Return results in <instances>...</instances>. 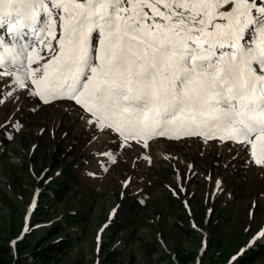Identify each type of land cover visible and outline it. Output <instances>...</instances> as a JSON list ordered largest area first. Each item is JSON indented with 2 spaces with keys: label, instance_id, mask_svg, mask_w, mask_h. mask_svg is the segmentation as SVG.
<instances>
[{
  "label": "snow or ice",
  "instance_id": "1",
  "mask_svg": "<svg viewBox=\"0 0 264 264\" xmlns=\"http://www.w3.org/2000/svg\"><path fill=\"white\" fill-rule=\"evenodd\" d=\"M21 92L74 102L108 164L199 136L264 168V0H0V105Z\"/></svg>",
  "mask_w": 264,
  "mask_h": 264
},
{
  "label": "rangeland",
  "instance_id": "2",
  "mask_svg": "<svg viewBox=\"0 0 264 264\" xmlns=\"http://www.w3.org/2000/svg\"><path fill=\"white\" fill-rule=\"evenodd\" d=\"M42 103L21 92L0 105V124L9 121L12 136H0V246L9 245L10 254L16 237L58 219L64 206L85 217L71 228L76 239L65 259L78 264H200L202 257L206 264H235L233 257L264 244L253 240L264 229V168L230 141L160 138L146 158L122 147L108 164L111 157L95 155L106 137L79 119L74 102ZM61 173L71 181L54 198L48 183ZM134 195L145 197L146 209L132 205ZM34 209L41 215L31 225ZM117 209L129 227L107 232ZM100 253L108 260L99 261ZM253 264H264V253Z\"/></svg>",
  "mask_w": 264,
  "mask_h": 264
},
{
  "label": "trees",
  "instance_id": "3",
  "mask_svg": "<svg viewBox=\"0 0 264 264\" xmlns=\"http://www.w3.org/2000/svg\"><path fill=\"white\" fill-rule=\"evenodd\" d=\"M60 165L61 164H58L56 167ZM62 172H65L66 174L68 173L66 170H62ZM65 173H61V175L59 174L55 181L52 179V183H48L49 191L55 195L54 198L68 188V184L71 180L63 177V175L65 176ZM55 188H57V190H55ZM45 196L48 197L47 193ZM58 200L60 199L58 198ZM129 200L135 208L141 210L147 208L145 197H141L140 202L136 201L135 195ZM119 206L120 204H118V208ZM64 208H66L67 211L62 212L58 219L49 222L45 226L35 227L32 232H28L27 237H16L15 244L13 245L14 252H12V254H10L9 245H1L0 264H78L74 260L66 261L65 259L67 254L73 249L76 239L73 238V230H71V228L84 221L85 217L82 210L76 209L70 212L67 207L64 206ZM40 215L41 214L38 210L34 209L30 215L31 225L36 223V219L34 218L37 216L40 217ZM110 219L109 226H107L105 230L107 232H119L120 230L129 227L126 219L119 218V209H117V212ZM208 221L210 224L211 220ZM263 251L264 244L259 243L255 245L254 249H249L235 258L236 261L234 260V263L253 264L257 261V258L264 253ZM100 252H102V250ZM107 254L108 253H104L101 255L100 253L101 256H99V261H107ZM27 258H29L28 261H26ZM204 259L205 257H202V263L200 264H206Z\"/></svg>",
  "mask_w": 264,
  "mask_h": 264
},
{
  "label": "bare ground",
  "instance_id": "4",
  "mask_svg": "<svg viewBox=\"0 0 264 264\" xmlns=\"http://www.w3.org/2000/svg\"><path fill=\"white\" fill-rule=\"evenodd\" d=\"M221 150V149H220ZM231 156V155H230ZM231 160V159H230ZM236 166V165H235ZM252 174V173H251ZM253 175V174H252ZM258 178V177H257ZM259 179V178H258Z\"/></svg>",
  "mask_w": 264,
  "mask_h": 264
}]
</instances>
